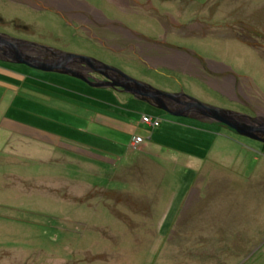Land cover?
Here are the masks:
<instances>
[{
    "label": "rangeland",
    "instance_id": "obj_1",
    "mask_svg": "<svg viewBox=\"0 0 264 264\" xmlns=\"http://www.w3.org/2000/svg\"><path fill=\"white\" fill-rule=\"evenodd\" d=\"M72 1L103 18H93V34L70 14L40 10L33 0H0V34L88 56L159 90L264 118V0H160L154 16L133 13L118 0ZM111 34H134L137 42L162 38L191 73L167 78L170 70L142 68L131 52L118 49L123 46H112L120 43ZM214 67L224 70L212 85L230 97L205 77ZM121 93L0 61V131L8 132L0 149V264H264L261 142L215 122L171 116L128 94L142 124H179L169 131L172 140H163L171 149L136 156L145 142L138 137L142 142L134 144L136 137L126 143L128 169L108 170L43 145L63 137L100 146L75 128L95 132L92 121L109 116L107 102L126 101ZM141 158L148 164H139Z\"/></svg>",
    "mask_w": 264,
    "mask_h": 264
},
{
    "label": "water",
    "instance_id": "obj_2",
    "mask_svg": "<svg viewBox=\"0 0 264 264\" xmlns=\"http://www.w3.org/2000/svg\"><path fill=\"white\" fill-rule=\"evenodd\" d=\"M32 51L34 54H29ZM41 51L50 52V58L37 54ZM0 61L70 76L88 83L93 88H111L130 94L137 100L171 116L215 122L230 128L241 136L264 144V118L251 117L246 114L217 108L194 99L184 92L169 93L159 90L148 83L131 77L116 67L88 56L54 51L39 44L13 39L0 34ZM75 64L87 70V75L80 68L73 67ZM95 74L105 80L96 78ZM90 80H93V82Z\"/></svg>",
    "mask_w": 264,
    "mask_h": 264
},
{
    "label": "crops",
    "instance_id": "obj_3",
    "mask_svg": "<svg viewBox=\"0 0 264 264\" xmlns=\"http://www.w3.org/2000/svg\"><path fill=\"white\" fill-rule=\"evenodd\" d=\"M33 2L34 3L32 4H34L35 7L37 8L39 7L38 9L40 10L55 11L61 15L70 14L72 18L75 17L82 18L84 20L83 26L87 27L88 30L92 32V34H93V30L86 23V20L87 18H91V17H94L97 20L100 18L98 11H96L95 9L89 8L84 3H79V6L76 7V5L73 3L74 1L72 0H65V1L64 0H57V1L33 0ZM84 9H87L89 16L84 13ZM101 19L103 18L101 17L100 20ZM220 70H224V68L214 67V69L210 71L211 73L208 76H205L211 85L212 83H217V80H215L213 76L214 74H217V72H221ZM195 71L196 69H194L193 72ZM219 81L222 82L226 80H219ZM212 86L216 88L218 91L222 92L223 94L225 93L224 92V89H226L225 87L224 89L221 90L220 86L219 87H217L216 85H215L216 87L214 85ZM117 93L120 92L117 91ZM121 94L126 95L125 96L127 97L126 101L122 103H116L114 105H111L107 102V104L110 105L109 107L111 108L109 116L97 115L94 121H92L95 132H92L91 129L88 128L86 129L75 128V131L81 133L82 136H89V137H94V139H98L97 142L100 146H96V147L91 146L88 143H86V141H80V140L74 141L71 139L66 140L63 137H60V142L57 141L59 143L56 142L55 144H53L50 142L51 139H48V145L47 144H43V145L48 146L51 152H54L53 150L56 148H60L62 151L70 155L76 154L78 158H82L84 160L90 159L93 160L94 162L98 161V163H102L101 165H104V167H106L105 169L108 170L120 169L121 167L122 168L125 167L128 169L130 165L129 166L124 165V161H123L124 160L123 157H125L129 153L127 150H125L126 148H128L126 143L130 145L131 141L136 137H142L145 140V142L142 144V146L139 149L140 153L136 154V156L142 155L143 158H147L149 155L148 151L151 149H157L158 147L161 148L167 147L168 149H171L172 147L165 145L163 143V140L164 139L172 140V136H170L169 131L171 130V127H175V129L180 128V126H178L179 124L162 123L160 127L155 129L152 128L151 126L142 124V122L138 118H136L139 108H137L136 104L132 102V100H136V99H134L133 97L129 96L126 93H121ZM225 96L230 97L228 95ZM134 118H136L137 121L134 120ZM0 133H1L0 149H3L7 145L6 133L8 132L1 130ZM109 135H111V137L107 138V136ZM20 136L23 135L20 134ZM57 144H59V147L56 146ZM186 146H190V145L186 143L185 147ZM182 154H184L189 159H193V160L196 159V155L194 154V152L184 150ZM143 158L140 159L139 164L147 163V160L145 159L143 160ZM149 169H147V171ZM141 170H143V168Z\"/></svg>",
    "mask_w": 264,
    "mask_h": 264
},
{
    "label": "flooded vegetation",
    "instance_id": "obj_4",
    "mask_svg": "<svg viewBox=\"0 0 264 264\" xmlns=\"http://www.w3.org/2000/svg\"><path fill=\"white\" fill-rule=\"evenodd\" d=\"M121 5L127 6V10L132 9L138 10V12L146 13L145 15H151L154 16L158 14L159 8H160V0H118ZM200 1V0H195ZM205 1V0H204ZM133 12V13H138ZM151 13V14H150ZM94 17L87 18L86 23L90 26L91 29L97 28L96 21L93 19ZM79 23L83 25L84 20L80 17L74 18ZM192 22H190L189 25H191ZM116 35V34H115ZM115 35L113 36L111 34V38L114 39V41H118L120 44H113L112 46L115 48H118V46H123L121 48H118L119 50L125 51L130 53L132 57L135 59V61L138 63V66H142V68H146L149 71L152 72H161V69L164 70H170V73L166 77L167 78H176V75L173 74H187L191 73L189 70V63L185 62L184 60L178 58L179 53L171 52L170 48L168 47L169 44H167L162 38L151 41L147 39H143L140 42H137L135 40V35L129 37H122V38H116ZM125 45H124V44ZM129 48H128V47ZM103 48L109 52H111L113 49L107 48L106 45L103 46ZM186 63V64H185ZM188 64V65H187ZM192 64V63H191ZM188 67V68H186ZM172 71V72H171ZM97 78L104 79L103 77L95 74ZM105 80V79H104ZM250 109L251 108H247ZM257 114V113H254Z\"/></svg>",
    "mask_w": 264,
    "mask_h": 264
},
{
    "label": "built area",
    "instance_id": "obj_5",
    "mask_svg": "<svg viewBox=\"0 0 264 264\" xmlns=\"http://www.w3.org/2000/svg\"><path fill=\"white\" fill-rule=\"evenodd\" d=\"M144 121L147 122L148 124L152 123L153 126H158L159 125V122L156 121V122L153 123L152 120L150 118H148V117H145ZM140 142H142V139L137 137L135 139V141H134V144H138Z\"/></svg>",
    "mask_w": 264,
    "mask_h": 264
}]
</instances>
